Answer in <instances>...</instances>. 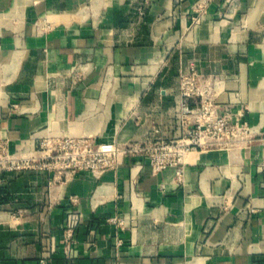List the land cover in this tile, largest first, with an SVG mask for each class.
<instances>
[{"label": "crops", "instance_id": "1", "mask_svg": "<svg viewBox=\"0 0 264 264\" xmlns=\"http://www.w3.org/2000/svg\"><path fill=\"white\" fill-rule=\"evenodd\" d=\"M191 68L223 78L216 101L245 110L252 147L190 150L182 179L130 156L101 175L0 172V264H264V0H0V135L13 150L179 136ZM72 208L84 220L67 254Z\"/></svg>", "mask_w": 264, "mask_h": 264}, {"label": "built area", "instance_id": "2", "mask_svg": "<svg viewBox=\"0 0 264 264\" xmlns=\"http://www.w3.org/2000/svg\"><path fill=\"white\" fill-rule=\"evenodd\" d=\"M196 22L199 18H195ZM75 79L82 73L75 71ZM180 103L179 136L160 134L157 129L141 138L125 141L97 142L89 135L45 137L36 153L27 154L11 147L10 138L0 135V172H23L31 169L52 170L58 178L68 179L77 172L93 171L101 175L116 169L126 157H145L154 172L170 166L177 167L178 179L183 176V157L193 149H244L252 147L258 131L245 118V110L233 112L230 105L216 101L222 90L223 78L206 75L196 68L181 71L178 76ZM83 214L77 208L67 213L64 230V249H72L77 228L83 223ZM122 224L120 217L110 219ZM38 264H49L45 257Z\"/></svg>", "mask_w": 264, "mask_h": 264}]
</instances>
